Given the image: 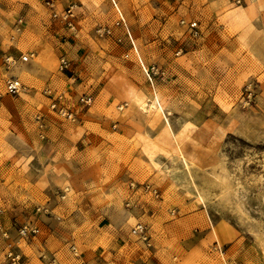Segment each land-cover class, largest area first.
Listing matches in <instances>:
<instances>
[{
	"label": "rangeland",
	"instance_id": "rangeland-1",
	"mask_svg": "<svg viewBox=\"0 0 264 264\" xmlns=\"http://www.w3.org/2000/svg\"><path fill=\"white\" fill-rule=\"evenodd\" d=\"M46 1L0 0V264L11 243L24 264H76L72 244L85 264H264V0ZM6 55L30 58L7 67ZM10 75L19 95L5 93ZM83 93L92 103L78 104ZM60 95L75 120L50 108ZM183 124L199 134L183 140L184 165L167 136ZM25 220L39 231L18 239Z\"/></svg>",
	"mask_w": 264,
	"mask_h": 264
},
{
	"label": "built area",
	"instance_id": "built-area-1",
	"mask_svg": "<svg viewBox=\"0 0 264 264\" xmlns=\"http://www.w3.org/2000/svg\"><path fill=\"white\" fill-rule=\"evenodd\" d=\"M46 5L54 10V4L52 1L47 0ZM76 5H69L67 6L63 12H62V19L65 22V25L69 28V30H72L74 28L73 24V17H74V9ZM56 15V11H54V16ZM21 19H18L16 22V27L20 25ZM188 29L193 35H196L198 33V27L196 21L188 22ZM18 28V27H17ZM30 58V55H21L19 59L14 58L12 55H6L3 58V62L7 67H11L15 65L18 60L21 62L28 61ZM69 66V61L65 56H61L58 60V69L60 71H63L67 69ZM148 73H152L157 71V68L155 66H150L149 68L146 69ZM4 89L5 93L8 95L16 96L19 95L24 89L25 86L24 84L19 80L17 76L10 75L8 76L5 81H4ZM47 95H51V90L50 89H45L44 91ZM62 96H58L56 98H53L50 102V108L59 114L60 116L69 119V120H75V114L70 109L68 106H66L60 99ZM93 101V96L91 94L83 93L79 95L77 102L78 104L82 106L89 105ZM36 121L38 127L43 130L46 126L44 119L42 116L38 115L36 116ZM131 189H139L141 193L149 195L150 197L153 198H158L160 196L159 190L156 186H154L152 183L149 182H143L141 184H134L133 182H130L129 184ZM63 197V195H61ZM130 203L126 202V206H129ZM36 212H43V213H49V209L46 207H36L35 209ZM3 213V209L0 206V214ZM39 231V227L37 226L36 223H34L31 220H25L21 223H18L17 225L15 224V232L18 237V239H28L33 236H35ZM132 234L138 236L141 238L143 241L148 242V236L146 234V228L145 226L141 223L138 222L136 223L132 229H131ZM3 237L8 239L9 234L7 230L3 232ZM71 253L73 254L74 258L76 259V264H85V262L81 259V254L79 253L77 247L72 244L70 246ZM4 260L6 264H24L23 258L21 253L17 250V245L14 243L8 244L7 247L5 248L4 251ZM49 264H58L56 262V259L53 257L49 258Z\"/></svg>",
	"mask_w": 264,
	"mask_h": 264
},
{
	"label": "crops",
	"instance_id": "crops-1",
	"mask_svg": "<svg viewBox=\"0 0 264 264\" xmlns=\"http://www.w3.org/2000/svg\"><path fill=\"white\" fill-rule=\"evenodd\" d=\"M70 94H71V92H70ZM137 94H138V92H137ZM130 100H132V99H130ZM142 102H144V101H142ZM0 107H2V105H0ZM48 121H49V123H48L46 132L50 133V132H52V129H53L52 127L54 126L53 123L54 124H57V123L55 122L56 120L53 119L52 117H48ZM52 121H53V123H52ZM83 122H85V121H83ZM55 136H56L55 141L49 140L47 142V144L49 145V149L46 148L45 152H43L45 162L50 158V156H52L54 153H56V147H57L56 144L59 143V141L62 137L61 129L59 130V133L57 132V134ZM157 144H158V135L149 136V139L147 140V147H148L147 149H148V152L150 153L149 155L152 157L153 162L156 164H158V149L156 152H153V150L155 149V147L158 148ZM27 155H29V153H27ZM32 157L36 159L37 156H36V154H34V156H32ZM33 158H32V160H33ZM186 158H187V156H182L181 158H178V159L181 161L182 165H184V163L187 162ZM20 160H22L21 162H23L24 160H26V157H24V159H22V157H20ZM31 161H29L30 163H28V164H30L28 168H30L31 166L33 167V164ZM38 166H39V164H37L36 169H38ZM153 176L154 175H152L151 177H153Z\"/></svg>",
	"mask_w": 264,
	"mask_h": 264
},
{
	"label": "bare ground",
	"instance_id": "bare-ground-1",
	"mask_svg": "<svg viewBox=\"0 0 264 264\" xmlns=\"http://www.w3.org/2000/svg\"><path fill=\"white\" fill-rule=\"evenodd\" d=\"M128 94L131 98L132 95L134 94L133 90H129ZM134 103L137 104L139 107H142V108L144 107L142 104V101H138L137 98H134ZM167 136L171 139L173 144H176V146H174L175 147L174 150H176L175 153H176L178 158H181L182 156H187L186 152H185L183 140L189 141L191 144H195V142H197L199 140V134L192 133L190 131V129L188 128L187 124H183L181 127H179V129H177L176 131H174L171 134L167 133ZM189 142H188V144H189ZM157 145H158V148H160V149H163V147H164L162 144H159V143ZM158 148L155 147L153 152H156ZM192 158L187 157L186 160L191 161Z\"/></svg>",
	"mask_w": 264,
	"mask_h": 264
}]
</instances>
